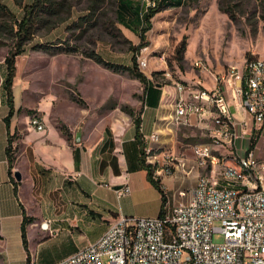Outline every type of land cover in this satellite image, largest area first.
<instances>
[{
    "label": "rangeland",
    "instance_id": "obj_1",
    "mask_svg": "<svg viewBox=\"0 0 264 264\" xmlns=\"http://www.w3.org/2000/svg\"><path fill=\"white\" fill-rule=\"evenodd\" d=\"M74 1L75 6L66 21L53 30L41 31L25 45L23 54L17 57L13 87L16 93V109L20 108L18 113L21 116H30L34 112L50 114L57 110H67L73 104L77 109L84 108L92 112L102 107H116L122 111V107L132 111L137 108L134 112L136 118L142 110L143 82L128 72L115 73L107 70L86 57L83 52L94 49L109 61L132 66V47H138L141 43L140 29H131L128 24L118 22L116 0H106L96 18L85 23L84 33H80L81 30L68 31L67 26L86 13L85 0ZM0 2L15 16H22L23 10L14 0ZM147 26L148 23H144V27ZM145 36L147 43L141 50H144L150 61L164 60L170 72L169 76L158 74L153 77L151 64L148 74L154 80L176 86V83L185 81L183 75L193 80L199 75L201 81L206 78L207 81L215 83L216 88L221 87L223 77L231 67L240 72L255 53L264 58V0H184L182 5L158 12L150 21V29ZM3 37V44H0V101L6 96L3 88L7 74L5 58L13 45L12 35L5 33ZM67 38L70 39V45L80 47L78 52L50 54L33 48L36 44L56 41L67 45ZM183 40L187 50L181 70L176 55ZM197 59L210 72L196 67L194 61ZM198 87H201L200 84ZM72 96L82 98L85 104L82 105ZM236 100L240 103L239 97L230 99V103ZM3 110L4 107L0 108V113ZM236 117L238 120L247 118L244 108H240ZM203 122L204 125L201 126L167 124L165 127L172 129V133H160L159 141L153 143V158L149 161L155 162L159 168L168 160L167 155L173 154L185 161V170L180 167L174 175L181 187L194 185L198 177L208 175L212 167L210 158L206 168L196 166L194 145H210L212 155L221 164L233 159L237 152L234 143H229L224 135L218 136L220 130L225 133L230 129H222L214 117ZM168 131L167 129L166 132ZM242 143L243 140L240 139L239 154L243 153ZM220 167L218 164L217 171ZM216 177L221 178V175L217 172ZM182 178L185 180L183 183ZM137 199L140 202L139 212L150 213V217L159 214L161 195L157 189L141 192ZM127 210L132 212V203L129 201ZM125 216L137 217L133 214ZM215 225L220 223L216 222ZM213 240L221 243L224 236L214 233Z\"/></svg>",
    "mask_w": 264,
    "mask_h": 264
},
{
    "label": "crops",
    "instance_id": "obj_2",
    "mask_svg": "<svg viewBox=\"0 0 264 264\" xmlns=\"http://www.w3.org/2000/svg\"><path fill=\"white\" fill-rule=\"evenodd\" d=\"M125 24L139 29L129 16ZM151 64L153 71L167 68L164 60ZM183 77L192 89L199 84L209 90L216 88L206 78L201 81L199 75L195 80ZM13 92L17 108L14 87ZM141 93L142 110L136 117L140 139L135 117L116 107L100 108L102 105L95 112L71 104L67 110L41 114L44 131L36 130L30 125V116H21L16 109L8 129L7 97L0 101V108L4 107L0 113V264H27L30 260L56 264L97 241L118 216H151L138 211V194L155 188L142 168L141 149L148 145L147 136L172 133L165 125L173 123L178 92L174 84L149 79ZM230 105L237 115L239 101ZM11 135L16 153L12 175L6 150ZM16 171L21 180L16 179ZM157 174L167 196L181 187L176 176ZM124 186L131 192L119 196ZM127 201L132 203V212H127ZM25 214L33 217L26 227L27 247L22 236ZM44 221H49L48 229L42 228Z\"/></svg>",
    "mask_w": 264,
    "mask_h": 264
},
{
    "label": "built area",
    "instance_id": "obj_3",
    "mask_svg": "<svg viewBox=\"0 0 264 264\" xmlns=\"http://www.w3.org/2000/svg\"><path fill=\"white\" fill-rule=\"evenodd\" d=\"M142 15L158 5L159 0H139ZM148 55L141 50L136 55L137 68L151 79L146 68ZM194 65L206 70L201 60ZM166 71L168 69L166 68ZM221 87L209 90L192 89L178 82V97L172 122L178 125H199L214 117L229 143H234L235 156L221 164L212 155L210 145H194L196 166L206 168L210 158L212 167L222 177L248 180L244 190L219 188L206 183V175L199 176L194 185L177 188L167 196L161 214L154 217L118 216L108 230L95 242L56 264H264V58L256 53L246 61L240 72L223 77ZM240 99L247 118L238 120L231 112L229 95ZM197 96L211 99V110L197 103ZM38 131L45 130L40 113L29 118ZM229 126V128H228ZM254 134V135H253ZM243 140L238 153V141ZM146 159L153 157V143L159 141V132L146 137ZM218 143V141H216ZM157 173L175 175L185 161L173 154ZM176 160V163H175ZM178 160V162H177ZM195 166H193V169ZM241 169H251V176H241ZM124 186L119 196L130 194ZM220 225L216 226L215 223ZM49 221L42 223L48 229ZM214 233H221L224 241L215 243ZM106 259V262H104ZM27 264H36L30 260Z\"/></svg>",
    "mask_w": 264,
    "mask_h": 264
},
{
    "label": "trees",
    "instance_id": "obj_4",
    "mask_svg": "<svg viewBox=\"0 0 264 264\" xmlns=\"http://www.w3.org/2000/svg\"><path fill=\"white\" fill-rule=\"evenodd\" d=\"M106 0H85L87 6L85 8L86 13L81 15L77 20L73 21L67 26L68 31L81 30L80 33H84L83 26L86 22H90L95 19L98 12H101ZM184 0H159L158 5L149 10L148 13L142 15V6L139 0H116V19L118 22L125 24L127 17L132 18L133 24L140 29V39L141 43L138 47H132L134 54L132 56V66L124 65L120 63H115L105 59L99 52L92 49L83 52L84 55L92 59L97 64L115 73L128 72L134 77L138 78L143 83H147V77L142 73L140 68H137L136 55L141 50L143 46L146 45V32L150 29L151 19L160 11L167 8H173L183 4ZM15 4L23 10L21 17H17L11 12L8 7L0 2V44H3V35L9 33L13 37V45L10 48L6 58L5 64L7 69L6 78L4 80V91L7 97V104L9 106V112L5 117L8 129H10V121L16 112L15 102H14V92H13V82L16 77V59L19 55L23 54L26 50L25 45L30 43L34 37L43 30H53L62 22L66 21L75 6L74 0H14ZM148 23L147 27H144V23ZM67 45L62 41H56L49 44H36L33 48L38 51H44L50 54L59 53H75L78 52L80 47L77 45H70V39L65 40ZM187 50V45L185 40L179 45L177 49V59L179 62V67L183 69V63L185 61V54ZM250 57L249 59H251ZM164 71H154L153 76L158 74H163ZM158 83L160 81L157 80ZM186 84L185 81H182ZM74 100L78 101L82 105L85 101L82 98L72 96ZM123 111L134 117V111L128 109L127 107H122ZM20 111V108L17 110ZM34 112L30 116L36 114ZM137 125V138H141V126L138 118H135ZM61 128L69 134V130L65 126ZM13 136H9V143L6 148L7 156L9 160V172L12 175L13 163L16 159L15 149L12 145ZM146 159L144 149H141V165L142 168L147 171V178L149 182L158 190L161 195V208L159 214H161L163 206L167 202V193L165 191L162 177L157 174V170H160L155 162ZM162 174V173H161ZM169 175V174H162ZM14 179V178H13ZM17 181L14 180L15 192L17 193ZM33 221V217L24 215L22 223V236L23 242L27 247V236L26 227Z\"/></svg>",
    "mask_w": 264,
    "mask_h": 264
},
{
    "label": "bare ground",
    "instance_id": "obj_5",
    "mask_svg": "<svg viewBox=\"0 0 264 264\" xmlns=\"http://www.w3.org/2000/svg\"><path fill=\"white\" fill-rule=\"evenodd\" d=\"M146 68H151V61L149 57H148V61H146ZM140 70L142 71V68H140ZM163 71H164L163 72L164 75L166 76L170 75V72H167L166 69ZM232 72H239V71H237L235 67H232ZM153 77L151 75L152 80H153ZM181 84L185 85L183 83ZM176 89L178 92V83H176ZM176 102H177V99H176ZM197 103L201 104L204 110H211V99H209L208 96H197ZM175 110H176V103H175ZM198 146H205V145H198ZM147 158L151 159L153 157H147ZM216 174H217V169L211 168L210 173L206 175V183L209 185H214V187L237 189V190H244V189H247L248 187V180L234 179V181H232L231 178L229 177H222V176L221 178L216 177ZM241 176H251V169H241Z\"/></svg>",
    "mask_w": 264,
    "mask_h": 264
},
{
    "label": "water",
    "instance_id": "obj_6",
    "mask_svg": "<svg viewBox=\"0 0 264 264\" xmlns=\"http://www.w3.org/2000/svg\"><path fill=\"white\" fill-rule=\"evenodd\" d=\"M15 177L17 180H21V174L18 171L15 172Z\"/></svg>",
    "mask_w": 264,
    "mask_h": 264
}]
</instances>
